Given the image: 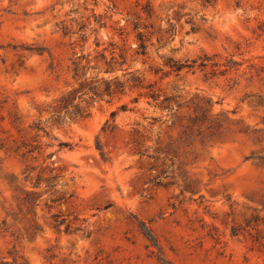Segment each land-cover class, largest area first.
Wrapping results in <instances>:
<instances>
[{"label": "rangeland", "instance_id": "1", "mask_svg": "<svg viewBox=\"0 0 264 264\" xmlns=\"http://www.w3.org/2000/svg\"><path fill=\"white\" fill-rule=\"evenodd\" d=\"M81 55L127 88L54 123ZM20 262L264 264V0H0V264Z\"/></svg>", "mask_w": 264, "mask_h": 264}, {"label": "trees", "instance_id": "2", "mask_svg": "<svg viewBox=\"0 0 264 264\" xmlns=\"http://www.w3.org/2000/svg\"><path fill=\"white\" fill-rule=\"evenodd\" d=\"M138 40H139V44H138V47L136 48V53L145 55L147 53V43H146L145 35L141 32L138 33ZM97 45L98 46L101 45L100 41L97 42ZM115 52L116 51L114 49L112 51V59L109 62V68L107 69V71H111L113 68L111 63L115 59V55H114ZM102 56L104 55L102 54ZM82 59H86L87 63L82 64ZM89 62H90L89 59L86 58V56L84 55L77 57V59L73 61L75 77L78 80H80L79 82L80 85L74 90L62 94L58 98L57 104L55 107L56 112L53 113L51 116L54 120V123L60 122L61 120H63L64 115L62 111H65V117H69L70 119H74V120L84 118L89 114L86 107L82 105V101L81 102L75 101L78 96V93H80L81 98L83 95L90 94V98L92 99L102 98L105 95H108L111 98H113L117 95L125 93V90L127 88V81H122L118 76H114L112 78L98 77L96 75L86 76L87 74L86 70L89 67L88 66ZM196 62H197V59L193 60L192 62L185 61V62L175 63L174 65H171V66L174 67V70L180 71L183 68L195 66ZM206 65H207L206 59H203V61L200 63V66H206ZM129 81L133 82L131 87H141V88L145 87L141 76L132 75L130 79H128V82ZM152 86H153L152 84L149 86H146V87H151V88L149 92L145 93V95L149 97L151 96V98L156 102V105L160 106L161 108H169V109H172V104L177 103L178 105H180V103H178L176 99V96L164 95L162 97L161 93L155 91L152 88ZM84 100L87 102L86 99ZM207 102H210V101L208 100ZM198 109L201 110V115H197L192 118L193 125H195L199 120L204 121L207 118V114H206L207 109L204 108L203 105H197L195 110L197 111ZM115 113L116 111H113L112 114L115 115ZM154 121H157V118H154ZM98 148L101 150L102 155L105 156L106 151L104 150V147L100 143H98ZM32 150L33 149H28L27 152L32 151ZM171 150L172 149H170L167 152L170 153ZM30 194L34 195L35 192H31L29 193V195ZM62 199L67 200L65 195L58 198V200H62ZM54 216L56 217V221L58 222L57 224H62L65 222L64 218H62L61 220L58 219L61 216V214H55ZM68 227H69V224H68ZM17 264H30V263L20 262Z\"/></svg>", "mask_w": 264, "mask_h": 264}]
</instances>
